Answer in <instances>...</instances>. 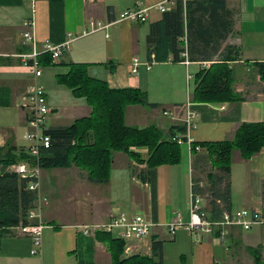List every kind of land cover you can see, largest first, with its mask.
I'll return each instance as SVG.
<instances>
[{"label":"crops","instance_id":"0c3cea01","mask_svg":"<svg viewBox=\"0 0 264 264\" xmlns=\"http://www.w3.org/2000/svg\"><path fill=\"white\" fill-rule=\"evenodd\" d=\"M158 2L0 0V146H27V141L22 144L19 141L24 140L25 134L31 130L28 124V95L35 84L42 85L46 90L51 108L48 127L70 125L77 118L91 113L92 108L86 98L76 97L67 84L58 80L59 75L68 72L71 62L88 63V74L107 81L112 88L133 87L147 93L149 102L156 103V106H126L125 122L129 126L144 128L155 125L168 131L172 126L184 124L187 109L198 113L197 126L185 133L179 164L145 169V164L137 163L126 152L118 151L113 155L107 183L91 180L88 171L74 164L49 168L50 172L42 169L41 192L47 198L42 207L43 221L46 223L42 255H34L32 262V252L29 253V249L33 248L32 239L11 229L1 241L0 251H3L0 252V264H112L111 253L106 246L97 240L95 234H84L79 225L105 222L119 212L130 215L142 213L151 221L150 235L135 244V252L151 255L152 239L158 237L164 240L165 261L167 236L164 227L169 228L177 212L182 213L184 221H188L190 206L186 196V216L170 208L167 185L176 176L184 178L186 183L190 178L192 193V180L198 177L194 173L203 166L196 159L205 151L201 149L192 153L191 142L233 139L241 123L264 121V79L257 66V63L264 61V0H227V7L236 13V23L234 32L230 33L224 45L238 44L242 57L216 66L224 72L231 69L226 77H229L232 89L242 99L225 102H198L193 99L198 84L197 73L210 69L214 63L212 60L191 61L188 53L184 52L183 61H174L170 56L165 61L155 60L151 69L140 65L138 73L132 72L134 57L142 61L150 58L147 35L151 23L162 17V12L154 8ZM137 3L153 6L146 21L149 22L148 26H145L146 22L117 21L121 12ZM30 18L34 19L40 49L46 41L55 44L69 41L68 48L54 63L41 64L42 74L38 77L24 64L22 57L23 53L30 51V47L23 43L24 23ZM92 20L105 22L109 26L92 31L89 24ZM192 67L194 71H191ZM51 76H55L54 79ZM191 80L194 82L192 92ZM167 108L171 115L162 112ZM62 118L72 122L62 123ZM141 151L144 158L148 156L147 148ZM232 161L244 167L240 173L243 176L241 181L240 175H235L233 167L231 169V209H264V148L249 159L243 158L239 150H234ZM139 170L147 171L146 178ZM206 181L207 177L205 180L201 178L200 185L208 186ZM239 185L244 188V193L237 200L235 190ZM203 199L209 216L221 217L222 214H212L207 195ZM180 229L193 238L194 264H256L253 248H260L264 260V225L254 226L250 230L231 227L226 244L206 232L192 233L184 227L178 228L174 237ZM230 255L234 260L229 258Z\"/></svg>","mask_w":264,"mask_h":264},{"label":"trees","instance_id":"16d2710c","mask_svg":"<svg viewBox=\"0 0 264 264\" xmlns=\"http://www.w3.org/2000/svg\"><path fill=\"white\" fill-rule=\"evenodd\" d=\"M235 15V11L227 7V0H177L171 10L162 13L160 20L151 23L147 35L148 54L154 53L158 61L168 60L170 56L174 61H183L184 52L188 53L191 61L212 60L214 63L210 69L197 73L198 84L193 99L198 102L241 100L232 89L231 80L226 77L231 69L224 72L216 66L242 57L238 44L224 45L230 33L234 32ZM40 62L54 63L51 53H42ZM257 66L264 79V61ZM58 78L71 88L76 97L86 98L92 111L70 125L49 126L45 130L51 137V145L42 151V169L77 164L88 171L91 180L107 183L113 155L118 151L126 152L132 159L138 156L141 162L146 163L147 169L181 162L182 143L174 137L186 133L184 124L172 126L171 133H165L155 125L139 128L126 124V106H156V103L149 102L146 92L133 87L112 88L107 81L91 77L88 63L84 62L69 63L68 72ZM134 146L147 147L148 158L141 159L132 150ZM263 148L264 121L241 123L233 139L191 142L192 153L201 149L205 151L196 161L204 165L206 160H210L213 167L207 172L208 186L200 185V177L192 180V191L207 195L212 214L219 216L224 210L231 209L234 150H239L243 158L249 159ZM32 161L24 146H0V246L3 236L13 227L31 222L28 214L35 205L37 193L29 188L30 179L19 174L13 166ZM201 170L205 171V168ZM141 173L146 178L147 171L142 170ZM95 235L107 246L112 264H167L164 261V240L158 237L152 239L151 255H145L141 252L125 254V240L112 232L97 231ZM252 250L255 263L264 264L260 248Z\"/></svg>","mask_w":264,"mask_h":264},{"label":"built area","instance_id":"2783aa9c","mask_svg":"<svg viewBox=\"0 0 264 264\" xmlns=\"http://www.w3.org/2000/svg\"><path fill=\"white\" fill-rule=\"evenodd\" d=\"M186 1V0H184ZM177 0H159L154 5L160 12L171 10L176 5ZM153 6H144L137 3L135 6L128 8L120 13L117 21L132 20L144 23L148 21L150 10ZM25 30L23 32L24 44L30 47V51L23 53L24 64L32 69L35 76L42 74L40 55L49 52L55 62L63 50L68 48L69 41L62 44H55L51 41H46L43 48L40 49L37 42V37L34 31V19H27ZM90 30L96 31L105 29L109 25L102 21H90ZM172 59V58H170ZM155 54L150 55L149 60L142 61L138 57L133 58L132 72L138 73L140 65H145L147 69H151L155 62ZM28 107L30 110L28 116V124L31 127L25 134V139L28 142L26 149L33 158L32 162H21L13 166L23 177L29 178V188L36 191L37 199L35 205L30 209L28 219L31 221L27 224L21 223L12 229L17 232L29 236L33 241L31 250L33 255H42L43 249V232L46 228V223L43 221L42 207L47 202V198L41 192V173L42 167L40 158L42 151L51 145L50 135L45 133L48 128V116L51 113V108L48 104L46 90L40 84H35L28 95ZM165 115H171L170 111L165 110ZM198 113L195 110L187 109L184 118L186 132L197 126L196 119ZM182 135L178 134L174 137L179 143L184 142ZM189 139V138H188ZM190 142V139H189ZM203 196L196 192L191 193L189 206V220L184 221L183 215L180 212L176 213L173 221L169 223V230L172 235L180 227H184L192 233L199 231L206 232L215 236L219 242L226 244L229 241V232L231 227H240L245 230H250L254 226L264 225V209L261 208H241L225 210L221 217L211 218L203 206ZM84 234H95L97 231L117 232V236L125 240V253L132 254L135 252L134 246L138 241L144 240L151 233L152 223L144 214L130 215L127 212H119L112 215L105 222H93L79 225Z\"/></svg>","mask_w":264,"mask_h":264},{"label":"rangeland","instance_id":"374dc122","mask_svg":"<svg viewBox=\"0 0 264 264\" xmlns=\"http://www.w3.org/2000/svg\"><path fill=\"white\" fill-rule=\"evenodd\" d=\"M148 25H149V22H146L145 23V26H148ZM145 29H147V28H145ZM194 69L195 68L192 67L191 68V71H194ZM47 71L52 72V71H57V70L56 69H51V70L50 69H47ZM54 77L55 76H51L50 78L51 79H54ZM186 84H187V81H186ZM193 86H194V82H193V80H191V82H190L191 92L193 90ZM167 111H170L169 108H167ZM162 112L164 113V110H162ZM63 114L64 113H61V115H63ZM61 122L62 123H66V122H72V121H69V119H67V118H62V121ZM169 131H171V130H168V131L165 130L164 132L165 133H168ZM19 142H21V144H22V143L26 142V140L25 139L24 140L22 139ZM134 148L137 149V150H134V151L140 155V158L141 159L146 160L148 158L149 155L144 158L142 156L144 154V152L141 151L142 148H147V147H144V146H134L132 149H134ZM147 150H148V148H147ZM134 160L137 163H140V164L142 163V164H145L146 165L145 162H141V160H139V157L138 156L136 158H134ZM74 165L78 166L77 164H74ZM202 167L205 168V171H203V172H202V170L196 171L194 173V176L198 175V177H200V178H202V179L205 180V178L207 177V172L208 171H211L213 167L211 165L210 160H206V162L204 163V165ZM232 167H233V169H234V171L236 173L235 175H240L241 170H242V168L244 166H243V164H239L238 162H233L232 161ZM145 169H147V165H146V168ZM46 171L47 172H50L51 170L49 168H46L45 169V172ZM52 171H55V170H52ZM242 177L243 176L240 175V181H241V178ZM206 182H208V180ZM206 182H204V183H206ZM235 193H236V199L237 200H240L241 197H242V195H243V193H244V188L242 187V185H239L238 187H236ZM235 193H234V196H235ZM186 196H188V199H189V202H190V199H191L190 178H189V181H188V178H187V183H186V181L184 180V178L183 179H180L178 176H176L171 181L170 185H167V198H169V201L167 203L171 205L170 208H172V209H174L176 211H181L186 216V214H187V211H186V208H187L186 205L187 204H186V201H185V198H187ZM182 198H183V205L181 204ZM182 206H183V208H182ZM239 207H246V206H244V205L243 206H240L239 205ZM167 208L169 209L168 206H167ZM140 214H142V213H140ZM164 233L167 236V240H166V243H165V262L167 264H194L193 263V260H192V252L194 250V246H193L194 245V242H193L192 236L188 235L187 234L188 232H186L185 230L180 229L177 232V235L174 237L170 233L169 228H167V227H164ZM114 234H117V232L115 231ZM102 244H104V243L102 242ZM2 249H4L3 245H2ZM31 249H29V253L31 252ZM106 249H107V246H106ZM2 251L3 250H1L0 252L2 253ZM1 253H0V255H1ZM30 255L32 257V259H31L32 262H34V260H33L34 255L32 253ZM145 255H147V254H145ZM111 257H112V255H111ZM229 258H231V260H234V258L231 255L229 256ZM26 260L27 261H30L29 259H26Z\"/></svg>","mask_w":264,"mask_h":264}]
</instances>
